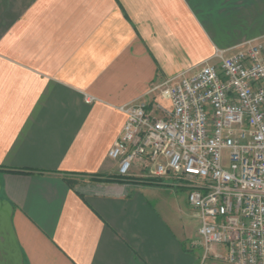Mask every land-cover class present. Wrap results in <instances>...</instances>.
Listing matches in <instances>:
<instances>
[{
    "label": "crops",
    "instance_id": "0c3cea01",
    "mask_svg": "<svg viewBox=\"0 0 264 264\" xmlns=\"http://www.w3.org/2000/svg\"><path fill=\"white\" fill-rule=\"evenodd\" d=\"M261 36L264 0H0V264H231L195 246L188 188L110 181L109 151L122 106Z\"/></svg>",
    "mask_w": 264,
    "mask_h": 264
},
{
    "label": "built area",
    "instance_id": "2783aa9c",
    "mask_svg": "<svg viewBox=\"0 0 264 264\" xmlns=\"http://www.w3.org/2000/svg\"><path fill=\"white\" fill-rule=\"evenodd\" d=\"M157 88L168 105L121 107L126 122L109 151L118 174L188 188L203 260L264 264V36Z\"/></svg>",
    "mask_w": 264,
    "mask_h": 264
},
{
    "label": "rangeland",
    "instance_id": "374dc122",
    "mask_svg": "<svg viewBox=\"0 0 264 264\" xmlns=\"http://www.w3.org/2000/svg\"><path fill=\"white\" fill-rule=\"evenodd\" d=\"M178 195L180 198V204H181L183 210L186 212L185 218L187 220V224L189 227L188 231L190 232V234L192 236V240L194 241V243L196 242V244L197 243L199 244V245H195V246H197V248H199V250H201V253L203 254V256H202V258H203L205 255V252H204L205 250H204V247L200 244L202 242V237L198 232L199 227H200L199 219L193 215V209L190 206V204H187V200H186L187 192H186V190H179Z\"/></svg>",
    "mask_w": 264,
    "mask_h": 264
},
{
    "label": "trees",
    "instance_id": "16d2710c",
    "mask_svg": "<svg viewBox=\"0 0 264 264\" xmlns=\"http://www.w3.org/2000/svg\"><path fill=\"white\" fill-rule=\"evenodd\" d=\"M23 172H25V171H23ZM28 172H30V171H28ZM129 179H131V178H129V177H123V176H120V175H116L114 177H109L108 178V180H110V181H115V182H119V183H123V182H125V181H127ZM135 180L141 181V179H139V178H136ZM149 181H150V183H160V181L157 180V179H152V180H149Z\"/></svg>",
    "mask_w": 264,
    "mask_h": 264
},
{
    "label": "snow or ice",
    "instance_id": "6c2138e0",
    "mask_svg": "<svg viewBox=\"0 0 264 264\" xmlns=\"http://www.w3.org/2000/svg\"><path fill=\"white\" fill-rule=\"evenodd\" d=\"M190 171H198L197 169H189Z\"/></svg>",
    "mask_w": 264,
    "mask_h": 264
}]
</instances>
